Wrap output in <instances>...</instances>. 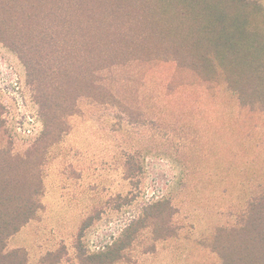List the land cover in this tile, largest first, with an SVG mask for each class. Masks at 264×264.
<instances>
[{
    "label": "rangeland",
    "instance_id": "obj_1",
    "mask_svg": "<svg viewBox=\"0 0 264 264\" xmlns=\"http://www.w3.org/2000/svg\"><path fill=\"white\" fill-rule=\"evenodd\" d=\"M26 2L56 25L50 7ZM234 2L243 8L214 15L233 18L214 30L251 46L232 63L219 45L203 47L213 58L196 69L190 47L180 65L152 59L164 50L151 33L130 46L116 29L70 30L55 39L62 53H38L37 21L21 32L30 73L0 42V149L20 160L23 188L38 181L39 190V209L5 253L26 264H98L87 257L122 246L116 264H259L250 249L264 228V0H210ZM105 17L112 28L124 21L121 12ZM101 35L117 45L92 47Z\"/></svg>",
    "mask_w": 264,
    "mask_h": 264
},
{
    "label": "trees",
    "instance_id": "obj_2",
    "mask_svg": "<svg viewBox=\"0 0 264 264\" xmlns=\"http://www.w3.org/2000/svg\"><path fill=\"white\" fill-rule=\"evenodd\" d=\"M18 1L0 0V42L8 43L10 47L18 51L27 71L31 73L32 68L26 58L27 54L23 53L25 40H23L21 32L35 28L38 15H43L44 12L37 10L34 5H28L29 3L26 0H21V4H18ZM63 1H67V3H62ZM48 2H52L53 5ZM123 2L128 4L123 5ZM43 5H47L51 8L50 10L60 16H58L56 25L51 22L38 21L42 25L40 28L38 27L37 33L38 53H44L48 48L62 53L64 46L58 42L57 46L55 39L70 30L75 32L88 30V33L91 34L117 30L118 35L123 39H128L130 46L139 40L142 34L145 35L146 32H149L151 33V35H147L148 39L151 38L149 42L155 44L156 40V47L164 50L161 53L153 54L154 58L152 57V59L157 58V60L162 61L173 59L180 65L182 63L181 50L184 54L186 51L183 49L190 47L191 50L189 52L191 55H197L195 58L192 57L190 61V66L193 69L199 67L202 62L208 63L213 58L209 53L205 54V56L203 55V47H207L209 51H214L217 48L224 50L225 57L231 63L237 57V54H235L236 49L251 48V46L243 43L246 39H238L236 37V32L226 29L222 31L214 30L219 24L226 25V23H221L223 21H233L231 16H225L222 20H218L214 15L223 8H228V10L242 9L244 5L239 4V2L216 6L210 3V0H38L37 6L41 7ZM254 8L258 9L257 7ZM119 12L123 15L124 21L115 22L116 24H112L113 28L107 26L103 21L106 18L105 15L107 17L118 15ZM91 15L92 17L98 15L101 21H98L97 24L94 21L91 22L89 20ZM68 16L74 17L75 20L61 25L59 19L64 17L66 21ZM79 18L84 20L87 18L89 21L84 22L83 20V23H79ZM238 21L239 18H236V22ZM84 23H87V25H84ZM83 25L85 27L82 28ZM132 27L134 28L130 31ZM142 28L144 31L140 30ZM239 28L243 27H236V29ZM111 36L105 38V36L101 35L100 38L91 40V46L101 49L100 43L104 42L106 47L113 49L117 45L118 40L110 42ZM183 38H186L185 42L182 41ZM239 41L243 44L242 46L241 44L237 45ZM121 42L125 44L123 40ZM216 45L219 46L216 48ZM256 48L261 49L262 45L259 44ZM39 82L38 77V93ZM46 97L44 96L45 102L48 101V97ZM1 126L0 120V129ZM47 126L45 125L46 130ZM4 173L5 180H0V193L4 195V192H6L5 198L0 196V209L2 204H6L5 212L0 210V264H26L25 258L20 253H5L4 243L6 239L15 235L26 223L33 219L39 209L38 181L29 190H25L23 188L24 182H21L20 180L22 179L19 178L22 175L20 160L9 156L8 152L0 149V175ZM261 202V211L264 214V193L262 194ZM250 224H253V220ZM261 229V246L257 249L251 248L250 256L256 257L259 264H264V228ZM250 230L253 235L257 236V228H250ZM122 250H125V247L108 248L98 255L88 256L87 258H89V261L99 260L98 264H116L122 258L120 256Z\"/></svg>",
    "mask_w": 264,
    "mask_h": 264
}]
</instances>
